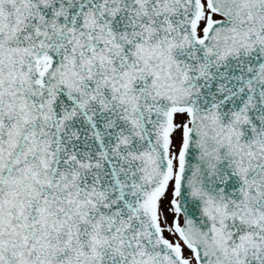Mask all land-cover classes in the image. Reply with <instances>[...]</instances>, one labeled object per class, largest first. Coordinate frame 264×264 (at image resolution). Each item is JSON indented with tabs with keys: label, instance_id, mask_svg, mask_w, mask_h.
I'll use <instances>...</instances> for the list:
<instances>
[{
	"label": "snow or ice",
	"instance_id": "1",
	"mask_svg": "<svg viewBox=\"0 0 264 264\" xmlns=\"http://www.w3.org/2000/svg\"><path fill=\"white\" fill-rule=\"evenodd\" d=\"M0 264H264V0H0Z\"/></svg>",
	"mask_w": 264,
	"mask_h": 264
}]
</instances>
